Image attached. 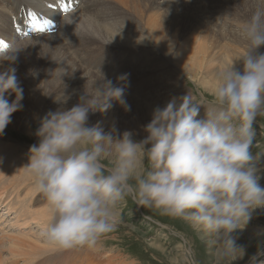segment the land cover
<instances>
[{"label":"clouds","instance_id":"obj_1","mask_svg":"<svg viewBox=\"0 0 264 264\" xmlns=\"http://www.w3.org/2000/svg\"><path fill=\"white\" fill-rule=\"evenodd\" d=\"M246 51L218 74L215 107L189 94L156 108L146 138L120 137L88 126L90 112L106 113L112 101L124 105V89L106 81L94 95L80 97L68 110L49 112L35 135L23 168L43 196L52 220L44 241L62 250L93 248L118 225L117 206L126 198L138 208L182 218L214 246L215 264H234L246 249L236 243L258 209H264L252 153L257 117H264V10H256L241 29ZM18 52V51H17ZM13 55L0 61L15 62ZM15 93L11 103L5 94ZM23 89L16 69L0 72V135L21 110ZM177 99L179 102H177ZM204 106V105H203ZM147 161L146 170L140 168ZM264 264V249L249 258Z\"/></svg>","mask_w":264,"mask_h":264},{"label":"bare ground","instance_id":"obj_2","mask_svg":"<svg viewBox=\"0 0 264 264\" xmlns=\"http://www.w3.org/2000/svg\"><path fill=\"white\" fill-rule=\"evenodd\" d=\"M46 1L54 3L55 0L52 1L46 0ZM66 1L68 2L66 3L67 7L69 4L71 5L73 3L72 2L73 0H66ZM230 1L232 4H234V6H237L238 4V6L242 8L243 17L246 20H248L256 10L258 9L264 10V0H230ZM233 1L235 3H233ZM47 3L43 5L42 0H29V1L27 0L26 2L22 3L19 9L12 11L14 13V17L12 20H11L12 17H9L7 13H5V15L3 16L0 13V19H2L5 24V26L1 27L0 29V47H3L5 51H10L11 47L13 48L12 51L7 55H13L15 52L18 51L15 54L16 58L14 63H10L9 61H0V72L5 71L10 66H12L13 68L16 69L17 75H19V80L23 84L22 85L23 91H26L27 88L29 87H35L36 90V92L34 91L35 98L34 97L29 98L30 100L33 99L32 106L34 108L31 105L30 106L36 111V113L34 110H32V112L30 111L28 112L29 114L23 113L22 115L19 110L13 113L11 117L14 123L12 127L14 126V128L17 129L22 125H27V127L29 128L27 129L28 130L27 134L30 135H31L30 131H32L31 130L32 125H35V122L37 120L39 121L38 115L39 113H41L40 107L42 105L52 107L55 104L62 103L66 99L65 98L66 94L72 93V91L75 88L77 89L74 95V97L76 98L74 100L73 97L72 103H74V101L75 104L79 103L80 97L85 95L86 91L89 93V95H94L95 89L99 88L98 87L99 86L98 80H100L99 78H104L103 72L104 73L105 71L112 72V75H110V77L112 78L105 77L104 82H106L107 80V81H111L112 84L114 83L113 86L116 85V83H117L116 86L118 87L122 86V83L119 81L121 79L125 80L127 78L126 73H127L128 64L126 63V65H123L122 64L123 62L118 64L113 60V58H110L108 56L99 57L103 52H109V53H113L114 55H118L116 54V52L130 50L132 54L129 57L130 59H134L135 55H138L140 57V54H138L137 51L143 48L144 43H147L146 41L147 37H149V40L150 39L153 40L151 44L152 46L150 47H153V49L164 48L167 52L169 51V54L171 53L174 54L175 56V54H178L176 53L177 49H179L178 51L181 50L183 52V50L187 49V44L191 42L190 44L197 45L196 47L199 49V51L196 53H199L201 54V56H204L203 58L197 56V58H195L196 63H194L195 61L194 59H192L194 62L191 61L192 63L191 65L189 64L190 68L188 69L191 70L192 73V71L199 70V68L202 69L205 63H207L208 68L210 67L208 65L210 64L213 65L212 62L215 59L213 58L214 59L213 60L212 56L218 59L219 57H216L218 54L215 55V52L223 49L222 45L224 44V42L220 40L218 37L222 38L224 36L216 32L217 30L215 29L217 26H219V24H216L215 21H213L209 16L207 17V14H205L204 16L199 15V12L203 11L201 9L202 6L201 0H80L79 5H75V4L72 5H74L73 9L77 8L75 11H78V13L82 14V16L80 15V17L73 19L74 16L73 15L71 16V14L74 13L75 11L72 10L70 12L71 14L68 13L67 15L69 14L70 15L67 16L66 18H64V16H59L57 19V16L61 15L62 12L59 11L58 12L52 11L51 13L47 12L48 14H50L48 21L51 23L52 26L49 29H45L43 31H41L40 29H34L32 27V20L33 18H35V15L32 12V10L29 9V6L36 9L44 10L45 9L44 6H46ZM53 3L51 4L49 3V5L47 6H53ZM150 7H154L157 12L148 13ZM121 8L123 9L122 11ZM125 15H127L128 17ZM56 22L61 23L60 26L62 27L61 28L59 27L57 29L54 28L53 30H55V32L52 35L49 33V30L53 28V25ZM130 23L135 24V27L134 25L129 27L131 25ZM16 24L17 25L22 24V28H27L28 33H31L32 36L38 37L37 39H35L34 43L38 42L39 46H41L40 52L42 53V58H39L36 63H37L38 71L44 77V84L50 89V91L48 92H46L47 87L42 88L41 86L34 84L35 83L34 78H36V77L33 78L32 75V71L34 70V65H33V61L30 60L31 57L29 56V53H33L34 51L32 50L33 52H29L30 50L29 48L20 45V43L22 41L24 42L25 40L23 39L18 40V38L15 37V32L12 31V25L15 26ZM44 24L45 23H43V25ZM237 24L239 25L240 23ZM242 25L243 24H240L238 26V29H236L238 30L237 32H232L234 29H230V26L225 29L226 33H228L227 35L224 34L226 39H228L227 36L231 38L230 35L236 38V41L232 39L231 41L230 39L228 41L226 40L227 42L225 41L229 47L228 55H226L228 56L226 63L229 64V66L236 64V60L233 59L230 55V53H232L230 51L231 49L236 50L237 55L239 53H242L240 51L243 52L246 51L247 45L244 42V40L241 38V34H240L241 29L243 28ZM226 26L227 25L225 24V27ZM58 31H59V35H58L59 38L56 39L54 34L57 33ZM23 33H21V35H23ZM194 36L199 37L198 41H196L197 38H194ZM192 39H195V41H192ZM179 42L183 44L178 45L180 44ZM177 46H179V48ZM210 53L212 54L211 57H210ZM206 54H207V61L205 59ZM62 55L65 56L66 59L67 57H69L68 60H70L71 64L73 65V66H69V70L68 71L66 70L67 73L64 72L66 65H64L65 63L63 64ZM179 60L183 61L181 58ZM136 61L138 62V64L141 62V60L138 59H136ZM67 62L69 64V61ZM183 63L185 64L184 61ZM86 64L95 67L101 76L97 75L96 72L89 70L92 79L87 80V79L79 78L78 73L84 68L87 69L85 67ZM133 65L136 64L133 63ZM181 65L183 66V64ZM120 66H121V76H119L117 80H115L114 76L118 72V68ZM213 68L214 66L212 67V69ZM143 73L144 72H141V74ZM211 75L213 76V78L218 80V75L216 76L214 74ZM215 79L208 80L207 78V85L209 84L213 85L215 83H218V81ZM156 80L158 82V80H161V77L152 78L151 80H146L145 84L149 82L150 86L151 84L154 85L153 82H155ZM84 83L87 85L86 88L82 86ZM132 84L133 85L135 84V80L133 78H132ZM127 87H128V91L129 88H132L131 85L129 86L125 85V87L123 88L124 91H126ZM154 87L155 86H153V88ZM126 94L127 95H124L126 99L128 98H130L131 100L132 98L136 99L135 97L128 96L129 95L128 93ZM157 95H159V93H157ZM168 95L170 96V94ZM69 96L71 95H67L68 99ZM15 99H16V95L14 94L12 95V99L9 100V102L11 103ZM26 101H28V99L26 100L22 99L20 103H24ZM63 103L64 105H66V107L71 108V106L69 105V103H67V101ZM25 111L26 110L22 112ZM148 112L150 114L145 113L143 114V116L138 118V123H140L144 127L148 123H150L153 116V112L150 111V107L148 109ZM97 113L101 115V112L99 111L94 113L90 112V115L95 116L97 115ZM26 117L28 120H30L28 123L29 125L23 123L20 124L22 119H25ZM108 128L105 129V132L106 133L112 132L111 129L109 128L108 130ZM7 136L3 134L0 135L2 139L7 141V144L6 143L0 144V146L7 145L6 148L5 147L0 148V206L1 205L5 206L6 207L5 210L7 212L15 213V219H16L15 221H17V223L21 221L20 224H17L19 228L32 226L31 227L32 231L29 229L30 231L28 230L27 232H22L18 237H14L12 235L7 239L8 242L6 244H0L5 248L4 250L8 249L10 253V256H4L0 252V264H11L10 259H15V258L16 259L14 260V262L17 261L18 258H21L23 264H47L45 260H38L39 258L36 257L38 256L41 257L42 253H44V251H46V249L49 248L50 246V244L46 243L44 240H43L44 243H42L41 239H39L41 237L38 238V236L39 235L41 236L42 231L51 222L52 220L51 213L49 212L48 205L45 202H42V205H37L38 204L37 202H39L37 198L41 196L40 198L41 201H43L44 198L36 190L34 183H30L32 179L23 169L29 163L28 161L29 159H26L29 157L23 154L25 152H22L20 153V157H19L21 159L20 160L21 164L18 161H16L17 160V158L15 157L16 155L13 154L17 152L18 149L17 144L11 142V140H9L10 138ZM27 151H29V149ZM14 161L20 164L19 166L20 169H17L16 167L14 168L12 166L11 167L7 166V165H11V163ZM17 191L24 194V199L20 200L21 198L20 197L19 198L20 201L18 202L16 201V204L15 205L13 204L12 206V202L8 200L12 196V194ZM34 196L36 197V199H34ZM15 224L16 223H14V225ZM256 231L257 234L258 233L264 234V229L259 228ZM244 232L245 231H242L241 233L244 234ZM20 237H23V240H21ZM24 238H26V240H24ZM248 239H250V237ZM54 248L55 246H53L52 248L55 251ZM43 255H45V253ZM109 261L111 262V258Z\"/></svg>","mask_w":264,"mask_h":264},{"label":"rangeland","instance_id":"obj_3","mask_svg":"<svg viewBox=\"0 0 264 264\" xmlns=\"http://www.w3.org/2000/svg\"><path fill=\"white\" fill-rule=\"evenodd\" d=\"M26 1L27 0H0L1 15L3 16L5 15V13H7L9 17H14V13L12 11L19 9L22 3ZM233 3L235 2L233 1ZM56 4L57 5L63 4V9H65V6L67 5L65 0H57V1L55 0L53 3V6L46 5L44 6V8H46V10H49L50 7H55ZM201 5H202L201 9L203 11L199 12V15L204 16L205 14H207V17L209 16L213 21H215L216 24H219V26L215 28L217 30L216 32L224 36L222 38L218 37L220 40L224 42V44L222 45L223 49L220 50L221 52L219 50L215 52V55L218 54L216 57H219V58L216 59L210 53V57L212 56V59L213 58L215 59V60L213 59L214 60L212 62L213 65L211 64L208 65L210 66L208 68L207 63H205L202 69L199 68V70L192 71L191 73V70H188V69L190 68L191 63L196 60L195 58H197V56H200L202 58L204 57V56H201V54L196 53L199 51V49L196 47L197 45L190 44L191 43L190 42L189 43L190 45L187 44V49L183 50V52L180 50L182 53L178 51L179 49H177L176 53L178 54H175L174 56V54H171V53L169 54V51L167 52L164 48L163 50L162 48L153 49V47H150L152 46L151 44L153 40L151 39L149 40V37H147L146 39L147 43H144L143 48L137 51V53L140 54V57L138 55H135L134 59H130L129 57L132 54L130 50L116 52V54L118 55H114L113 53H109V52H103L99 57L108 56L110 58H113V60L117 62L118 64L122 63L120 61L123 59L124 62L122 64L123 65H126V63L128 64L127 73H126L127 78L125 80L121 79L119 82L122 83V86H121L122 88H124L125 85L127 86L131 85L132 88H129V91H128V87H127L126 91H124V95H127L126 93H128L129 94L128 96L135 97L136 99L132 98L131 100L130 98L126 99V97H124L127 100L126 101L123 98L126 102V106L128 110H126V107L124 105H121L120 103L116 101L114 102L112 101V106L114 108L111 107L110 110L113 108L111 111L108 110L106 113H103V114L101 113V115L97 113V115L95 116L94 115L91 116L89 113V119H88L89 127L96 126L97 124H99V126L103 128L104 131L106 128L109 127L112 133L114 134V137H120V138H122V135L125 131H129L132 133V139L136 142H139L143 140L144 138H146L147 133L144 131V126L138 123V118L143 116V114L145 113L150 114L148 112L149 107H150V111L153 112L155 108L162 109L174 98H180V97H183L189 94L194 103L202 104V106L199 107V116L197 117V119L205 118L206 108L209 111L214 110L215 102H214L213 94H214V90L217 87L218 83L213 84L216 87L210 84L207 85V78L208 80H213L215 78H213L211 74H214L216 76L221 71L230 67L229 64L226 63L227 58H228V56L226 55H228V50H229V47L226 44V42L229 39L230 41L231 39L236 41V38L230 35L231 38L227 36L228 39H226L225 35H227L228 33H226L225 29L230 26V29H234L232 32H237L238 30L236 29H238V26L240 24H243L242 25L243 27L247 20L243 17L242 8L238 6V4L237 6H234V4H232L230 0H201ZM57 9L58 8H56V10L51 9L48 12L50 13L52 11L58 12L59 10ZM122 10L123 9L121 8V11ZM156 12L157 11L154 7H150L148 10V13H156ZM77 13L78 11H75L72 14L70 13L71 16L72 15L74 16L73 19L80 17V15L82 16V14H79V13H78L79 14L78 16ZM69 15L66 14L64 18H66ZM46 16L47 18L44 17L43 15H40L41 18H45L46 20H48L50 14L46 13ZM132 23H130L131 25L129 27H131L132 25H134L135 27V24H132ZM237 23H240V24L238 25ZM225 24L227 25L226 27H225ZM16 25L14 26V30L12 26V31L15 33H16L15 31ZM20 25L22 26V24ZM4 26H5L4 21L0 19V29L1 27H4ZM59 27L61 28L62 26L59 25L58 28ZM52 29L54 28H51L49 30V33L51 32ZM22 30H24L23 32L25 33V36L27 37L23 38V40L25 41L24 42L22 41L23 43L21 42L20 45L23 47L29 48L30 49L29 52L34 51L33 53H29V56L31 57L30 60L33 61V65H34V70L32 71V75H33V78L36 77L34 78V81H35L34 84H37L38 86H41L42 88H46L47 86L44 84V77L38 71L37 63H36L39 58H42V53L40 52L41 46H39L38 42L34 43L35 39H37L38 37H35V36L32 37V34L28 33L27 28H22ZM54 32L50 34L53 35ZM58 35H59V31L54 34L56 39L59 38ZM194 38H197L196 41H198L199 39L198 36L197 37L194 36ZM192 41H195V39H192ZM182 44L183 43H180L178 45H182ZM177 47L179 48V46ZM261 48L262 49H260L259 51L264 52V47H261ZM12 49L13 48L11 47V50L6 51V53L9 54L12 51ZM38 51H39V54H38ZM230 51L232 52V53L229 52L231 57L236 60L237 67H240L238 62L240 61L241 57L244 55L245 52L240 51L242 53H239L238 54L239 56H238L236 54V50L231 49ZM6 53H3V55H5ZM62 57H63L62 58L63 64L65 63L64 65H66L64 72L67 73V71L69 70V66H73V65L71 64L70 60H68L69 57H67V59L63 55ZM178 58L179 59L181 58L185 62V64L183 63V61H180ZM136 59L141 60V62L138 64ZM192 59H194V61ZM205 59L207 61V54H206ZM66 60L69 61V64ZM133 63L136 65H133ZM194 63H196V61ZM181 64H183V66ZM121 66L118 68V72L114 76L115 80H117V78L121 76ZM213 66L214 68L212 69ZM85 67L87 69L84 68L83 70H81L82 73L81 71L78 73L79 78H83L87 80L92 79L90 71H94L97 73V75L101 76L95 67L89 66L88 64H86ZM141 72H144V73L141 74ZM87 74H89L90 76ZM84 75H85V78H84ZM103 75H104V78H99L100 80H98V84H99L98 87H100L103 83H105L104 82L105 77L107 78L110 77V75H112V72L105 71V73L103 72ZM16 76L18 77L17 80H18L19 86L22 88L23 84L19 80V75H17V72H16ZM86 76L90 78H87ZM159 77H161V80H158V82L160 81L159 84L157 80L153 82L154 85L151 84L150 86L149 82L145 84L146 80H151L152 78H159ZM132 78L135 80L134 85L132 84ZM162 80L163 81L165 80L166 83L165 81L163 82ZM82 86L86 88L87 85L84 83ZM153 86L155 87L153 88ZM76 90L77 89L75 88L72 91V93H67V94L65 93L66 99L63 102L67 101V103H69L71 107L76 105L75 101L74 103H72V99L76 93ZM34 91L36 92L35 87H29L27 88L26 91H23V100L28 99V101L24 102L26 105L24 103H21L22 109L20 110V112L22 115L23 113L29 114L28 113L29 111L32 112V110H34L33 109L34 107L32 106L33 99L31 100L29 99L30 97L35 98ZM48 91H50V89L47 87L46 92ZM166 91L168 94H170V96L166 93ZM157 93H159V95H157ZM14 94L15 93H12L9 95L8 93H6L5 96L8 100H11L12 95ZM67 95H71L69 96V99ZM154 96H156L157 98ZM75 98L76 97H74V100ZM157 99H160V100L162 99V100L160 101ZM63 102L59 104H55L52 107H48L46 105H42L40 107L41 113H39L38 115L39 121L37 120L35 122V125H32V129H31L32 131H30L31 135L27 134L28 132L27 129H29L27 125H22L17 129H15L14 126L12 127L14 123H13V120L11 119L12 122L7 126L3 135L5 136L8 135L7 137L10 138L9 140L17 144V148H18L17 152L13 154V155H16L15 156L17 158L16 161L20 163L21 159L19 157H20V153L22 152H25L23 154L29 157V151L27 150L30 149V146H32L33 144L38 145L39 140L36 137L35 133L37 129L40 127L41 119L46 114H48L49 112H56V111H63V110L70 109V107H66V105H64ZM177 102H179L178 99H177ZM24 110L26 111L22 112ZM29 121L30 120H28L26 117L25 119H22L20 124L22 123L28 124ZM254 128H255L256 136H255L254 144L252 147V153H253V156L255 157L257 168L259 169L258 174L261 177L259 183L262 187H264V117H260V116L257 117ZM0 140H1L0 144L2 143L7 144V141L2 139L1 137H0ZM6 146L5 145L0 146V148H3V147L6 148ZM26 159H29V158H26ZM16 161L12 162L11 165H7V166L9 167L12 166L14 168L16 167L17 169H20L19 166L21 163L19 164ZM146 168H147V161H144V163L142 164L140 168V172L143 173L146 170ZM30 183H34L33 180ZM18 192L19 191L15 192L12 195L13 198L11 197L9 200L18 202L24 199V194L20 192L18 194ZM40 198L41 196L37 198V200H39V202H37L38 204L36 203L37 205H42V202L46 203L45 199L41 201ZM34 199H36L35 196H34ZM13 204L15 205L14 202H12V206ZM0 207L2 208V210L0 208L1 210L0 211V227H1L0 244H6L8 242L7 239L12 235L14 237H18L22 232H27L29 229L31 230L32 226L19 228L17 224H20L21 221H19L18 223L17 221H15L16 220L15 213L8 212L9 213L8 214L6 213L7 211L4 210L5 206L1 205ZM116 215L118 219V225L116 229L112 231L111 233H109L108 235H106L95 247L78 248V249H72V250H62V249L55 247L54 248L55 251H54L52 249L53 246L50 245L49 248H47L46 251H44L45 255H43L44 253H42L41 257L38 256L36 258L51 257L50 260L52 262L55 260L57 261V260L68 259L69 261H63L65 262L64 264H66V262H68L69 264H215V258L213 255L214 246L210 244L209 240L206 239L202 235V233L193 229L191 224L182 218L170 217L167 215H162L158 211L138 208L137 205L131 200V198H126L124 201H122L117 206ZM14 223L16 224L14 225ZM256 228L264 229V209H258L253 214V218L248 223L245 230H243L245 231L244 234H242L240 231L236 233L238 237L236 243L238 245H243L245 247L246 255L244 256L243 259L234 261V264H249V258L257 252V249L258 248L264 249V234H259V233L257 234ZM12 232H14L15 234ZM249 237L250 239H248ZM38 238L41 239L42 243H44L43 242L44 239L42 235L41 236L39 235ZM20 239L23 240V237H20ZM24 240H26V238H24ZM2 249L4 250L5 248L0 245V250ZM3 250L0 251L1 254H3L4 256H10L8 249L4 251ZM60 252L62 253V256L60 255ZM110 258H111V262L109 261ZM15 259H10L11 264H23L21 258H18V260L14 262Z\"/></svg>","mask_w":264,"mask_h":264},{"label":"snow or ice","instance_id":"obj_4","mask_svg":"<svg viewBox=\"0 0 264 264\" xmlns=\"http://www.w3.org/2000/svg\"><path fill=\"white\" fill-rule=\"evenodd\" d=\"M40 30H41V31H43L44 29H43V28H41ZM5 47H6V45H5Z\"/></svg>","mask_w":264,"mask_h":264}]
</instances>
